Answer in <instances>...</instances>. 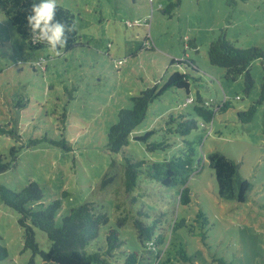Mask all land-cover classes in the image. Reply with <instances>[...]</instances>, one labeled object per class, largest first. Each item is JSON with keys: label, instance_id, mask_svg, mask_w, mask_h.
Segmentation results:
<instances>
[{"label": "rangeland", "instance_id": "obj_1", "mask_svg": "<svg viewBox=\"0 0 264 264\" xmlns=\"http://www.w3.org/2000/svg\"><path fill=\"white\" fill-rule=\"evenodd\" d=\"M57 4L73 14L78 34L77 45L58 54L49 46L31 49L0 11V128L11 131L0 133V155L9 160L10 149L20 147L16 165L0 174V184L19 191L34 181L43 190V202L59 198L56 226L69 209L94 203L108 216L94 248L106 243L111 228L122 241L111 260L121 261L120 251H136L148 256L151 264H264V58L251 62L253 83L248 86L246 74L232 80L207 56L210 42L220 35L237 47L264 51V0H57ZM171 60L181 63L170 64ZM174 71L187 73L189 93L165 90L149 104L132 135L150 129L155 133L146 141L131 138L123 152H110L107 132L118 122L119 111L131 108V98L140 91L155 84L161 87ZM197 92L215 110L228 102L206 127L199 125L193 104L186 103ZM251 107L255 112L245 122L238 112ZM180 113L196 119L197 128L185 136L167 134L165 122ZM44 136L47 140H42ZM168 137L171 147L147 150L149 143ZM33 139L41 140L29 145ZM50 139H64L65 144L55 145ZM188 149L200 160L199 172L188 179L190 203H179V186H162L144 173L133 191L125 190L124 155L160 161ZM215 149L239 163V176L250 184L245 201L218 194L207 159ZM198 210L208 220L197 218ZM122 218L126 219L118 226ZM134 218L160 221L166 254L157 257L158 249L143 251ZM17 219L18 213L0 199V243L8 252L0 264H52L25 248ZM34 230L39 249L47 251L46 233ZM181 248L190 260L179 258ZM167 258L170 262H165Z\"/></svg>", "mask_w": 264, "mask_h": 264}, {"label": "trees", "instance_id": "obj_2", "mask_svg": "<svg viewBox=\"0 0 264 264\" xmlns=\"http://www.w3.org/2000/svg\"><path fill=\"white\" fill-rule=\"evenodd\" d=\"M240 1L246 2L247 0ZM32 2L33 0H0V11L10 19L16 33L28 42L31 49L48 47L49 45L46 42L32 43V33L26 20L27 15L31 11ZM170 6L171 4L167 7ZM56 19L66 25L73 26L74 30L66 33V45L61 48L65 50L72 49L77 45L78 39L73 14L67 8L57 4ZM207 56L210 64L223 68L226 77L232 80H235L241 74H246V83L250 86L253 83V79L249 74L250 64L254 59L264 58V51L256 46L237 47L224 35H220L210 42ZM173 63L180 64L181 62L171 60L170 64ZM183 63L185 64L186 62ZM193 63L191 60L186 64L190 67ZM189 87L190 83L187 73L174 71L161 87L155 84L133 96L131 98L133 101L132 107L121 109L118 113V122L112 124L108 129L106 144L108 150L112 153L123 152V148L129 144L131 138L146 141L155 133V130L150 129L144 134L137 136H133L132 133L144 119L149 104L168 88L185 89L189 93ZM187 98L191 97L188 96ZM191 99V102L188 103L193 104V112L200 119L199 125L203 127H206V124L212 121L215 111L222 110L223 112L228 108V102L223 101L215 110L209 102L201 97L199 92H197L195 99ZM254 112L255 108L251 107L246 111H239L238 115L240 117L243 115V120L248 122L252 119ZM197 126L198 121L196 119L189 117L188 114L180 113L177 116H169V119L165 122L164 131L167 134L185 136ZM1 132L11 131L0 128ZM169 139L168 137L160 142L149 143L147 150L151 152L164 151L173 145V142L170 143ZM40 140L33 139L28 144H35ZM42 140H47L46 136L42 137ZM50 141L55 145L65 144L64 139L61 141L50 139ZM19 148L13 146L10 149L9 160L0 155V174L16 165ZM123 157L125 160L123 184L127 192L133 191L137 187L138 176L140 173H144L148 178L162 186H179V203L183 205L190 203L188 179L194 171L199 172L200 167V160L195 159L191 149L181 155H174L160 161L134 160L132 157L125 155ZM207 159L214 171L218 194L226 198L236 199L238 202L245 201L250 184L239 176V163L217 149L210 151ZM42 198L43 190L34 181L28 182L19 191L0 184V199L18 213L17 221L24 231L25 248L32 249L34 253H40L44 261L52 264H151L148 256L144 258L136 251H128L127 253L120 251L119 254L123 256V259L121 261L111 260L109 256L113 255V252L121 247L122 242L119 239V232L113 228L106 233V243L104 245L95 244L94 248L100 227L108 222V216L103 212L97 211L94 203L87 202L69 209L66 215L61 218V224L56 226L55 215L61 207V201L56 198L45 203ZM143 213V211H139V214ZM144 214L148 216V214ZM196 217H203L204 220H208L202 210L196 212ZM125 219H119L117 225H123ZM159 222L158 219H153L151 222L143 221L141 218L133 219V227L143 251L151 252L154 249H158L157 257L161 256V254H166L167 251L166 232L163 231L164 228L161 227ZM35 228H39L46 233L50 241L47 251L39 249L35 240ZM178 254L182 261L190 260L184 248H181ZM7 255V248L0 243V261L4 260ZM165 262H170V258H167Z\"/></svg>", "mask_w": 264, "mask_h": 264}, {"label": "clouds", "instance_id": "obj_3", "mask_svg": "<svg viewBox=\"0 0 264 264\" xmlns=\"http://www.w3.org/2000/svg\"><path fill=\"white\" fill-rule=\"evenodd\" d=\"M56 11L57 0H33L26 20L32 33V43L46 42L50 51L58 54L67 43L66 33L74 29L57 20Z\"/></svg>", "mask_w": 264, "mask_h": 264}, {"label": "built area", "instance_id": "obj_4", "mask_svg": "<svg viewBox=\"0 0 264 264\" xmlns=\"http://www.w3.org/2000/svg\"><path fill=\"white\" fill-rule=\"evenodd\" d=\"M191 100H192L191 98H187V99H186V102H187V103H188V102H191Z\"/></svg>", "mask_w": 264, "mask_h": 264}]
</instances>
